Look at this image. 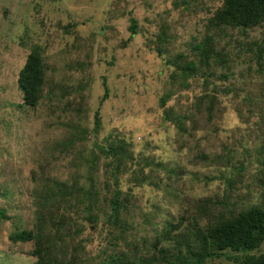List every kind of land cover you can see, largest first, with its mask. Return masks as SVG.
<instances>
[{
  "label": "rangeland",
  "instance_id": "obj_1",
  "mask_svg": "<svg viewBox=\"0 0 264 264\" xmlns=\"http://www.w3.org/2000/svg\"><path fill=\"white\" fill-rule=\"evenodd\" d=\"M222 3L0 0V212L5 213L0 216V264H33L36 241L53 245V259L60 264L63 255L69 264H108L106 248L113 247L104 226L103 197L106 184L115 186L117 180L122 197L131 199L124 215L127 233L117 254L136 253L132 260L137 264L160 261L162 246L176 254L175 241L180 243L195 221L204 230L222 213L264 209V71L258 73L256 55L264 53V24L213 29L216 50L226 52L227 64L211 58L200 78L170 79L178 73L175 59L179 54L191 57V46L203 37L209 17ZM132 22L136 35L130 41ZM34 47L43 59L46 91H65L66 96L43 100L32 109L22 105L17 79ZM194 61L200 67L196 57ZM205 93L220 101L211 122L204 109L194 111L195 99ZM69 104L81 108L79 123L90 133L79 144L85 152L54 148L68 133L66 123L77 120L72 110L60 111ZM116 138L133 144L138 165L112 175L99 155L91 172L79 154L88 159L95 142ZM135 171L148 178L146 185L129 182ZM42 180L77 182L87 190L79 200L65 203L59 197L36 212L45 191ZM87 191L97 193L96 199H87ZM90 216L97 217L95 226ZM172 224L178 228L168 233ZM24 230L35 239L9 241L10 234ZM252 253L264 254V242ZM242 255L224 252L207 264H237ZM162 261L171 264L170 257Z\"/></svg>",
  "mask_w": 264,
  "mask_h": 264
},
{
  "label": "trees",
  "instance_id": "obj_2",
  "mask_svg": "<svg viewBox=\"0 0 264 264\" xmlns=\"http://www.w3.org/2000/svg\"><path fill=\"white\" fill-rule=\"evenodd\" d=\"M132 22L130 26V41L136 35V24ZM264 24V0H223L222 6L215 11V13L209 17L207 23V31L204 33L203 37L198 41L194 42L191 46L190 52L191 57H186L183 54H179L175 59V66L177 67L178 73H171L170 79H181L182 82L188 80L189 78H200L201 71L204 68L210 66V59L214 58L219 65H226L228 59L226 58V52L221 50H216L215 38L211 33L213 29L216 28H250L258 25ZM164 37H159L162 41ZM130 41H125L128 44ZM158 54L162 53L160 48H156ZM258 73L264 71V53L260 50L256 52ZM197 63L201 64L200 67H196ZM255 57V54H254ZM221 58V60H220ZM256 58V57H255ZM169 65V64H168ZM171 65V64H170ZM222 79L227 78L224 74L220 75ZM47 80L44 73L43 59L40 54L39 47H34L32 51L28 54L25 64L21 68L18 79L17 86L22 94V105L29 108H36L43 100L53 101V99L59 100L61 97H65L64 92H52L51 89L46 86ZM216 92L215 89H213ZM224 92H230V89L224 90ZM163 97V96H162ZM168 97L165 95L160 100V107L166 104ZM220 103L218 97L214 94H203L194 101V111L199 113L202 109L206 111V121L211 122L214 117V111H216V106ZM72 104V103H71ZM54 107L50 106L49 110L54 116ZM60 109V107H58ZM69 110L73 111V117L77 119L76 121L70 119L66 123V136L63 141L57 142L54 148L61 147L63 153H68L72 150H77L82 152L85 149L80 148L79 144L86 142L90 133L86 128H84L80 123V118L82 115V110L79 107H71V105H65L60 111L67 112ZM164 118L170 121L171 114L164 112ZM264 119V114L261 115ZM99 121H94L95 125L98 126ZM96 130V129H95ZM97 131V130H96ZM62 138V137H61ZM133 144L122 138H116L115 140H109V142L103 144H93V148L90 152V158L81 157L79 158L85 160L89 165L88 168L92 172L99 155L103 158V167L106 170H110L112 175L114 171L122 172L126 174L129 172V168L133 171L132 166L138 165L134 157L132 156ZM56 151V150H52ZM43 171H45L42 168ZM34 175V174H33ZM133 177L129 180L133 186H139L142 184L146 185L148 180L144 176V173L132 172ZM90 178V177H89ZM115 178V177H114ZM117 180V177L115 178ZM115 182V186H111L110 183L106 184V195L103 197L107 201V207L105 208V215L107 218L105 220L104 226L110 229L109 234L110 246L112 250L110 251L106 248L107 256L106 260L108 264H137L132 259H136V253L131 255L117 254L118 242L123 240L125 233H127L126 221L124 215L128 212L127 205L130 204L129 194L126 197H122V189L118 186V180ZM42 186H44L45 191L40 195V204L37 205L36 212H40L41 209L45 207H51L59 197L62 198L63 202L71 203L72 200H79L81 192L86 189L82 184L75 182L71 185L65 184L64 182L53 184L49 182L41 181ZM90 189L94 190L92 184L89 185ZM87 190V189H86ZM85 190V191H86ZM84 191V192H85ZM85 197L87 199H96L97 193L87 191ZM71 200V201H70ZM41 214V213H40ZM5 213L0 212V216L4 217ZM88 221L94 226L97 224V217L90 216ZM58 224V223H57ZM199 223L195 221L193 229H187L184 232V236L181 238L180 243L175 241L176 254H171L170 249L162 246L158 253H160V261L148 259L142 264H163L162 260L171 258V264H207L210 260H217L222 257L224 252H236L243 253L242 256L237 257V264H264V254H255L252 251L258 249L264 242V209L258 206L247 208L236 215L234 213L221 214V218L217 219L214 225L208 226L206 229L201 230L198 227ZM177 225H170L168 233L176 230ZM10 242H29L35 239L33 233L29 231H23L21 233H13L8 237ZM155 247L163 242V238H156ZM51 245V244H50ZM53 245L45 247L41 241L35 242V248L31 252L32 257L36 260L33 264H60L57 260H54L55 252L52 250ZM61 264H69L65 261V255L62 256ZM54 258V259H53ZM156 262V263H155Z\"/></svg>",
  "mask_w": 264,
  "mask_h": 264
}]
</instances>
